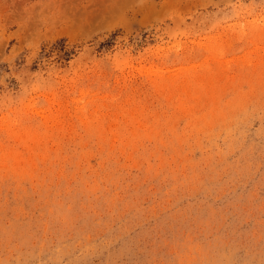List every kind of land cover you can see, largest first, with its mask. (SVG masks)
<instances>
[{"label":"rangeland","instance_id":"1","mask_svg":"<svg viewBox=\"0 0 264 264\" xmlns=\"http://www.w3.org/2000/svg\"><path fill=\"white\" fill-rule=\"evenodd\" d=\"M0 264H264V0H0Z\"/></svg>","mask_w":264,"mask_h":264}]
</instances>
